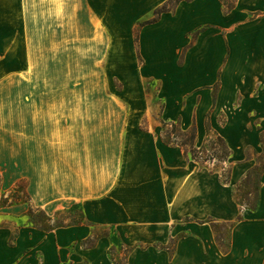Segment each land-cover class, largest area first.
I'll use <instances>...</instances> for the list:
<instances>
[{
	"label": "rangeland",
	"instance_id": "1",
	"mask_svg": "<svg viewBox=\"0 0 264 264\" xmlns=\"http://www.w3.org/2000/svg\"><path fill=\"white\" fill-rule=\"evenodd\" d=\"M2 1L0 196L12 201L15 194V200L24 203L0 207V264H113L110 254L122 264L124 255L130 257L133 248L155 246L173 251L180 235L187 234L185 222L204 220L187 216L169 222L168 233L173 235L165 243L153 231V225L152 231L140 226L137 232L141 234H138L123 224H158L161 200L173 185L172 176H190L194 169H199L219 174L225 181L229 168L218 158L196 160L190 154L184 155L179 146L165 145L161 141L163 121H178L183 128L196 126L198 97L192 93L184 96L176 81L184 51L177 54L174 44L159 38V28L152 26L156 20L151 21L158 7L151 12L137 11L133 5L136 0ZM175 5L172 2L166 11H173ZM27 101L39 102L37 110L40 112H54L59 121L58 131L71 128V149L61 155L64 162L58 172L59 178L71 173L83 154L92 163L89 147L94 150L113 148L120 164H132V176L126 181L133 194L129 198L132 203L123 202L118 210L105 205L104 220H96L95 215L90 214L97 226L60 227L49 232L36 228L34 217L27 215L30 206L35 210V218L41 217L38 210L44 208L53 215L52 223L62 221L66 225L85 219L77 205L69 211L64 209L70 205L64 199L63 179L51 180L52 185L59 184L56 190L43 188L35 195L30 184L34 173H38L37 167L32 172L23 169L21 164L16 166L14 156L13 159L5 158L6 153H16L13 124L7 113ZM79 130L82 136L74 140ZM31 141L28 137L24 140L25 143ZM195 145L202 147L201 157L221 154L213 131L198 136ZM123 166L128 170L126 163L121 168ZM19 174L24 178L23 188L17 191ZM256 183V175L252 174L250 187ZM251 190L243 203L254 205L256 193ZM82 201L86 206L91 202L90 199ZM243 206L246 205L241 204V208ZM58 209L65 211L55 215ZM125 212L137 214V218L125 219L122 217ZM239 216L243 217L242 212L229 220L213 218L219 222L221 244L218 246L221 250L231 240L229 223L237 222ZM209 220L206 219L210 224ZM92 230L108 235L97 239L89 250L81 240ZM87 243H95V238L91 237ZM238 243L239 251L230 260L220 263H255L251 246ZM246 248L249 251L245 254Z\"/></svg>",
	"mask_w": 264,
	"mask_h": 264
},
{
	"label": "crops",
	"instance_id": "2",
	"mask_svg": "<svg viewBox=\"0 0 264 264\" xmlns=\"http://www.w3.org/2000/svg\"><path fill=\"white\" fill-rule=\"evenodd\" d=\"M166 1L136 0L133 5L137 11L151 12ZM230 3L225 4L223 0H181L173 11L161 13L159 19L152 23L159 28V38L175 45L177 54L184 51L182 62L177 67L176 81L184 96L192 93L198 97L194 116L196 126H193L196 128V139L203 134L208 135L207 124L211 131L224 138L230 150L227 159L223 160L229 168L228 180L223 181L219 174L199 169H194L190 176H172L173 185L161 200V221L158 224L123 225H128L134 233L140 226L152 231L153 225V231L165 243L173 235L168 233L169 222L187 216L204 221H186L187 234L180 235L173 251L155 246L139 250L133 248L135 250L130 257L124 255L122 264H222L221 261L230 260L239 251V241L250 245L255 252L254 264H263L264 169L259 175L254 209L248 206L241 208L234 190L249 171L264 162V0H231ZM21 104L15 111L7 113L13 124L16 153H6L5 158L13 159L14 156L16 166L21 164L23 169L25 167L32 172L37 167L38 173H34L30 184L35 195L43 188L56 190L59 184L52 185L51 180L63 179L66 186L64 199L70 205L64 209L77 205L85 221L60 227L97 226L91 215H95L96 220L103 219L105 205L118 210L123 202L127 205L132 203L129 198L133 194L126 184L132 176V164L123 162L128 170L126 166L121 168L123 163H119L118 153L113 148L105 150V147H97L94 150L89 147L92 163L83 154L71 173L59 178L58 172L64 162L61 155H66L71 149V128L58 131L56 114L37 110L40 107L37 101ZM164 122H174L182 127L178 121ZM79 131L74 140H80L82 130ZM27 137L32 139L31 143L24 142ZM56 141L60 144L56 145ZM58 156H61L60 159ZM20 176L17 175V178ZM21 179L24 178L20 177L17 181ZM82 199H90L91 202H87L86 206L82 204ZM65 210L58 209L55 215ZM240 212L243 217L231 228L229 248L221 250L215 231L206 219L229 220ZM117 216L120 218V214ZM136 216L130 212L122 214L125 219ZM107 235L92 230L81 240V244L89 250L93 249L97 239ZM91 237L95 238V243L88 244ZM248 251L246 248L245 254ZM110 255L113 264H120L117 257Z\"/></svg>",
	"mask_w": 264,
	"mask_h": 264
},
{
	"label": "trees",
	"instance_id": "3",
	"mask_svg": "<svg viewBox=\"0 0 264 264\" xmlns=\"http://www.w3.org/2000/svg\"><path fill=\"white\" fill-rule=\"evenodd\" d=\"M181 0H167L164 4H162L160 7H158L154 14L155 17H153V19L151 21H155L157 20V16H159L161 13L165 12L167 10V6L170 5L172 2H174L175 4L178 3ZM225 4H227L230 0H223ZM231 2V1H230ZM230 5V3H228ZM170 126V127H169ZM163 131H162V141L166 144L169 145H179L183 150L185 154H190V156L196 160H203V161H207V160H213L214 158H218L220 159V161H223L225 159H227V157L229 156V148L224 140V138L218 134L217 135V140L221 146L220 149V156H215L214 154H212L211 156L208 155H204V157H201V153H202V147L201 148H197V146H195V139H196V128L192 127L189 129H183L182 127H180L178 124L174 123V122H164L163 121ZM169 127V128H168ZM211 131V127L209 124H207V133L209 134V132ZM264 169V162H261V164L259 166L254 167L251 171H249V173L247 174V176L235 187L234 190V195L236 200L243 205H246L252 209L255 208L256 203L254 205H250L248 202H244L245 200H248V195L251 194L252 190L254 189L255 193H256V198H257V191H258V183H259V175L262 172V170ZM254 174L256 175L257 178V183L255 185H253V187H250V177L251 175ZM227 178V175H226ZM22 179L19 180V182L17 183V188L15 190L18 191V188H23L22 185ZM0 194H1V178H0ZM15 194L12 195L13 200L10 201L8 197H5L4 195L0 196V207H6V206H11L15 203H20L19 200H15L14 197ZM18 197V194H17ZM23 202V201H22ZM76 206V205H74ZM73 206V207H74ZM71 207V208H73ZM70 208V209H71ZM70 209H68L67 211H69ZM40 212V216L39 218H35L34 214H35V210L33 209L32 206H30L27 210V215L33 216L34 217V223L37 225L38 228L42 229V230H52L56 227H60V226H64L65 224L62 221H58L56 223H52L53 217L48 215L44 210L39 209L38 210ZM60 213V212H59ZM241 217H238V220H240ZM210 224L213 228V230L215 231L216 234V240L219 244H221L220 239L218 237V233H219V222L215 221L214 219H210ZM78 222V221H77ZM76 223V222H73ZM73 223H68V224H73ZM235 223H229V227L232 228L234 226ZM229 248V243L227 241V244L223 247L224 250H227Z\"/></svg>",
	"mask_w": 264,
	"mask_h": 264
}]
</instances>
